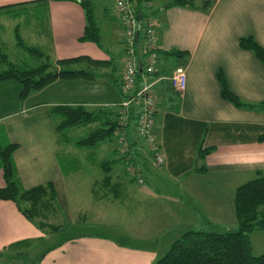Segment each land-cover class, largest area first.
Listing matches in <instances>:
<instances>
[{"label": "crops", "instance_id": "1", "mask_svg": "<svg viewBox=\"0 0 264 264\" xmlns=\"http://www.w3.org/2000/svg\"><path fill=\"white\" fill-rule=\"evenodd\" d=\"M40 1L0 0V8L13 5L11 10H16V13L1 10L0 21L4 16L21 20L23 24L15 29L20 33L22 25L24 33H28L22 35L26 44L39 48L52 63L83 58L74 68L85 70L91 77L58 78L23 100L16 82H0V132L17 145L13 160L22 187L30 189L52 183L56 196L50 210L56 212L55 217L63 212L69 220L71 210L75 209V200L70 201L75 184L69 186L66 175L78 172L71 170L64 174L58 155L65 151L74 157L79 152L74 146L77 141L72 146L67 141L63 149L68 136L63 139L58 132V118L52 110L60 105H83L92 110L119 102L117 86L126 53L122 24L114 15V0L110 9L104 0H88L92 3L101 47L91 41H80L86 18L79 1H48L43 16L29 22L21 17L22 4L35 14L32 8ZM171 1L152 2V19L157 28L153 51L157 74L153 85L157 107L155 151L162 155L163 164L154 165L153 154L138 136L135 124L126 130L132 144L129 154L138 159L135 169L140 171L137 175H142L144 183L138 184L132 178L127 182L128 176L117 170V163L109 171L100 165L97 179L89 189L99 203L113 207L116 225H124L120 220L122 216L126 218L129 230L124 234L137 242L148 240L151 244L159 243L165 235L167 238L162 241H175L188 230L225 224L234 228L236 189L264 173V142H258L264 133V66L252 51L239 46L240 39L252 38L264 50V0H190L192 7H169ZM145 47L141 36L136 48L137 58L144 66L143 60L149 55ZM171 50L187 52L188 58L159 54ZM36 58L37 66L43 63V58ZM0 65L1 70L4 66L1 62ZM177 69L186 74L182 91L172 87L168 80ZM218 73L241 102L261 107H236L225 100ZM82 126L91 130L96 127ZM115 146V153L121 157L120 146ZM96 149L97 146L89 149L86 155L94 156ZM200 149L210 150L203 161L198 155ZM108 161L103 158L100 164ZM200 168L205 172L199 173ZM4 186L0 169V188ZM101 216L106 218L101 212L96 217ZM92 220L95 221V216ZM36 223L28 220L14 202L0 200V253L13 244L36 241L61 231L59 226L52 225L58 228L44 233ZM250 242L254 251L251 235ZM165 250L166 245L160 249L153 245L135 246L100 233H82L48 248L41 264H152Z\"/></svg>", "mask_w": 264, "mask_h": 264}, {"label": "trees", "instance_id": "2", "mask_svg": "<svg viewBox=\"0 0 264 264\" xmlns=\"http://www.w3.org/2000/svg\"><path fill=\"white\" fill-rule=\"evenodd\" d=\"M48 1H79L86 18V26L80 41H91L101 47L99 29L93 18L92 3L88 0H42L36 2L35 4L37 6L35 5L32 8L35 14L29 13V9L24 7L25 4H22V9L19 10V14L23 16L26 15L27 22L32 19L36 20V18L43 16L45 13V6ZM168 6L192 7L193 4L190 0H172ZM203 6L205 7L206 3ZM12 8H14L13 5L6 6L0 8V11L8 10L10 13H16L15 9L11 10ZM139 9L141 10L142 8ZM153 14L154 10H152L151 15ZM148 18V13L140 11V20ZM15 37L17 40V47L30 55L44 59L43 63L37 67H26L12 62L8 60L5 55L0 54V62L4 66V68L0 70V82H16L20 86V99H26L30 93L40 90L58 78L83 79L91 77V74L87 73L85 70L74 68L75 65L83 61V58L57 60L52 63L39 48L28 46L17 29H15ZM239 46L242 49L252 51L264 66V50L254 39L242 38L239 40ZM159 54L175 57L176 59L183 57L188 58L189 55L187 52L174 50L165 53L159 52ZM156 76L157 74L154 72L153 77ZM217 76L221 85V94L225 100L236 107H247L250 109H258L261 107L260 105L241 102L228 89L222 74L218 73ZM144 77V73H139L137 75L136 88L133 94V106L131 105L132 107L129 110L126 123L122 127L119 126L122 110L119 104L126 98L121 90V78L117 86L121 100L113 105L101 106L92 110H88L83 105H60L55 107L52 112L53 115L58 118L57 130L62 134V138L63 132L68 128L95 124L96 127L91 130L84 139L78 140L74 145L78 149H91L102 141L112 140L117 136L116 133L120 129H124V133L127 137L126 142L128 145L126 146L128 150L122 152L121 157L111 162L99 164V166L101 165L100 167L107 171L117 163H126L129 166L135 167L138 159L129 154V148L132 147V144L130 138L126 134V130L130 127L132 122L135 124L137 123L143 111L142 99L136 95V93L143 85L142 80ZM258 142H264V133L260 135ZM118 145L120 146V144ZM16 149L17 145L10 143L4 136V133L0 132V169L3 172L5 181L4 188H0V200L14 202L28 220L36 223V217L40 218L43 212L52 207V203L56 196L55 189L52 183H46L30 189H24L22 187L13 160V153ZM63 149H65V145ZM120 150L122 149L120 148ZM209 152L210 150L208 149H200L198 153L200 160L203 161ZM69 162L71 161H67L65 158V151L58 155V164L64 174L69 173L71 170H75L71 168V166H65V163ZM138 172L140 173V171ZM198 172L203 173L205 170L204 168H200ZM139 176L144 179L141 174H139ZM144 181L145 180H143V183ZM233 206L236 218V226L234 228L222 232L213 231L210 227L200 230H188L173 241L165 254L156 258L152 264H264V255H254L250 242V235L252 233L264 231V173H261L260 177L248 181L236 189ZM36 225L44 233L46 227L50 226L53 231L58 228L43 223H36ZM45 240L46 238L44 237L36 241H22L9 246L7 250L0 253V264H41V260L48 252V249L42 250L36 254H34V252Z\"/></svg>", "mask_w": 264, "mask_h": 264}, {"label": "rangeland", "instance_id": "3", "mask_svg": "<svg viewBox=\"0 0 264 264\" xmlns=\"http://www.w3.org/2000/svg\"><path fill=\"white\" fill-rule=\"evenodd\" d=\"M104 1L109 6V9H110L111 2L113 0H104ZM105 3L103 5H105ZM95 12L97 14L96 9H95ZM21 17H26V15L24 16L21 15ZM0 24L2 25V26L0 25V54L5 55L8 58V60L16 64L22 65V66H26V67L37 66L38 65L37 64L38 61L36 60L37 58L33 55H30L26 51L21 50L20 48L18 49L16 45L17 40H16L15 33H14L15 26H17L18 24H23V22L19 19H14L11 17L4 16L2 17ZM115 24H117L118 26L117 21ZM20 27H21V32L19 34L21 36L22 35L25 36L26 34H28V33H24V29L22 28V25H20ZM29 29L33 31L36 30L33 27H30ZM40 29L41 31H43L41 27ZM28 42H29V38H27V43ZM103 44L107 47V44L104 40H103ZM0 67L2 66L0 65ZM86 86L92 87V85H86ZM92 97H96V96H92ZM105 106H108V105H105ZM122 122L125 123L126 120ZM133 125L135 126V123L132 122L130 126H133ZM90 131H91V127L80 126L78 128L72 129V131L67 130L63 132V139H65V137L68 136L64 145H66L68 141L70 145L72 146L76 141L80 139H84L89 134ZM119 134H122V137L124 136L125 140H127V137L124 133V129L123 130L120 129L116 133L117 138H116V141H114V143H113V140L115 139H112L111 142L105 141V142H102L103 144L101 145H99V143L96 145L97 146L96 151H93L94 153L91 152L94 154V156L88 157L86 155V152L89 151V148H82L80 149V151L77 148L79 153H77V155H75L74 157H69L65 153L66 160L71 161L69 163H65V166L66 165L71 166V168H74L76 172H78L77 174L70 173L69 175H66V181L68 182L69 186L72 184V182H74L75 184L74 192L73 194H70L71 196L70 201L75 200V204H74L75 209L71 210L72 216H71V219L69 220L68 218H66L63 212H60L59 215L57 214L56 217L53 216L54 214H56V212L52 213V211L50 210L51 207L48 208L45 212H43L40 215L41 216L40 218L36 217L35 221L46 224V225H55V226L57 225L60 227L61 231L57 233L56 235L54 234L55 235L54 238H53L54 235L51 236L52 234L45 236L46 238L45 242L41 243V245L34 252V254L41 252L42 250L48 249L52 247L53 245H56L57 243L67 239L68 237L76 236L82 233H87V234L100 233L108 237L119 239L121 243H126L128 245L144 246V247H151V245H153L156 248L158 247V249H160L161 246L163 248L166 245L169 249V246L173 242V240H171V242L162 241L167 238V235L163 236L164 239L160 240L159 243L151 244L150 241L148 240L137 242L135 238L132 237L131 235H129L131 237L130 238L128 235L124 234L126 231L129 230V228L125 226L126 218L122 216V219L120 220L121 223L124 221V225H121V226H119L118 224L116 225L114 223L115 213L113 211V207H110L109 205L105 204V202L99 203L98 199H94L93 194H91V191L89 190L91 187V184L94 181H96L97 175L100 172L99 170L100 161H102L103 158H105L106 161L110 160L108 162H111V160L113 161L115 160V158L116 159L119 158V155L115 153L116 152L115 145H118V135ZM126 144L128 145L127 142ZM120 148L122 149L120 150L121 153L128 150L127 146L124 148L122 145H120ZM99 149H101L102 151L100 152ZM117 165H114L113 167L117 166L118 171L122 173L125 172L124 176L125 177L128 176V180H126L127 182L132 178L133 180L136 179L138 184H143V183H140L138 180L139 174L137 175V170L135 169V167L129 166L126 163L125 164L118 163ZM149 166H151L150 162H149ZM99 212L106 215V218L103 216L96 217ZM108 212L110 214H108ZM93 216H95V221L92 220V222H90ZM87 219H90V220L85 221ZM109 221H111L112 225H110L111 223H109ZM102 222L104 225L101 224ZM215 227L216 228H211V229L213 231H221V232L226 231L228 229H232V226L230 224H225L224 226H215ZM131 228H134V227H131ZM45 231L49 233L50 227H47ZM251 238H252V243L254 246L253 254L254 255H264V231H256L252 233ZM166 251L167 250L161 251L160 255L161 256L164 255Z\"/></svg>", "mask_w": 264, "mask_h": 264}, {"label": "built area", "instance_id": "4", "mask_svg": "<svg viewBox=\"0 0 264 264\" xmlns=\"http://www.w3.org/2000/svg\"><path fill=\"white\" fill-rule=\"evenodd\" d=\"M153 0H115L114 15H116L122 24L123 47L125 50L124 68L121 76V90L126 98L119 106L121 110V121L119 126L125 125L130 108L133 106L134 90L136 88L137 75L144 73V83L136 95L142 99L143 111L136 123L137 134L141 137L147 148L153 154L154 165L159 167L163 164V157L155 151L156 134L154 133V120L156 114V96L153 85L156 80L153 77L155 72V41L157 38L156 22L152 19ZM139 8H142L141 10ZM140 11L149 14L148 19L140 20ZM136 35L137 40H135ZM143 37L146 44V51L149 52L145 66L137 58V43L140 37ZM141 68V70H140ZM172 87L182 91L186 86V74L182 69H177L168 78ZM135 102V101H134ZM132 105V106H131ZM118 144L126 147L125 137L118 135ZM136 175V173H135ZM140 183L143 179L138 176Z\"/></svg>", "mask_w": 264, "mask_h": 264}, {"label": "water", "instance_id": "5", "mask_svg": "<svg viewBox=\"0 0 264 264\" xmlns=\"http://www.w3.org/2000/svg\"><path fill=\"white\" fill-rule=\"evenodd\" d=\"M137 37H138V36L136 35L135 40H137ZM140 70H141V68H140Z\"/></svg>", "mask_w": 264, "mask_h": 264}]
</instances>
